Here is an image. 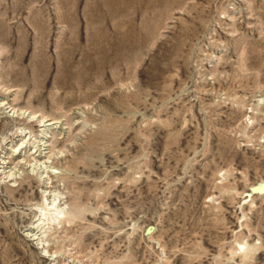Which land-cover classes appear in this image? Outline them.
<instances>
[{"label": "rangeland", "instance_id": "1", "mask_svg": "<svg viewBox=\"0 0 264 264\" xmlns=\"http://www.w3.org/2000/svg\"><path fill=\"white\" fill-rule=\"evenodd\" d=\"M259 182L264 0H0V264H264Z\"/></svg>", "mask_w": 264, "mask_h": 264}, {"label": "water", "instance_id": "2", "mask_svg": "<svg viewBox=\"0 0 264 264\" xmlns=\"http://www.w3.org/2000/svg\"><path fill=\"white\" fill-rule=\"evenodd\" d=\"M257 189L263 191V190H264V182L260 183V184H259V187H257Z\"/></svg>", "mask_w": 264, "mask_h": 264}, {"label": "bare ground", "instance_id": "3", "mask_svg": "<svg viewBox=\"0 0 264 264\" xmlns=\"http://www.w3.org/2000/svg\"><path fill=\"white\" fill-rule=\"evenodd\" d=\"M109 5H110V4H109ZM111 5H112V4H111ZM111 5H110V6H111ZM43 123H44V122H43ZM49 123H51V122H49ZM49 123H48V124H49ZM48 124H47V125L44 124V126H48ZM59 177H60V176H59ZM259 184H260V182H259L255 187H259ZM49 207H50V206H49ZM43 214H44V216H45V215L47 214V212H44ZM44 216H43V217H44ZM45 217H46V216H45Z\"/></svg>", "mask_w": 264, "mask_h": 264}]
</instances>
